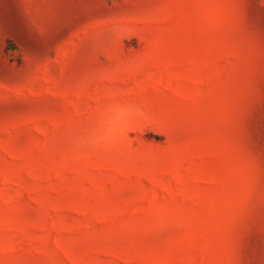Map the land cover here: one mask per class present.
I'll return each instance as SVG.
<instances>
[{"label":"rangeland","instance_id":"1","mask_svg":"<svg viewBox=\"0 0 264 264\" xmlns=\"http://www.w3.org/2000/svg\"><path fill=\"white\" fill-rule=\"evenodd\" d=\"M0 264H264V0H0Z\"/></svg>","mask_w":264,"mask_h":264},{"label":"clouds","instance_id":"2","mask_svg":"<svg viewBox=\"0 0 264 264\" xmlns=\"http://www.w3.org/2000/svg\"><path fill=\"white\" fill-rule=\"evenodd\" d=\"M148 115L140 105H115L110 109V115L105 125L103 136L94 143L97 147L109 145L122 134L132 130L130 125L140 120H147Z\"/></svg>","mask_w":264,"mask_h":264}]
</instances>
